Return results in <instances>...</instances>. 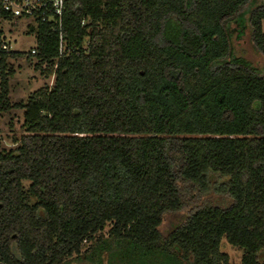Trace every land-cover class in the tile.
I'll use <instances>...</instances> for the list:
<instances>
[{
    "label": "trees",
    "instance_id": "trees-1",
    "mask_svg": "<svg viewBox=\"0 0 264 264\" xmlns=\"http://www.w3.org/2000/svg\"><path fill=\"white\" fill-rule=\"evenodd\" d=\"M231 21L264 57V0H70L64 54L49 23L28 25L34 55L0 47V113L24 110L16 147L0 138V261L90 262L116 245L229 264L224 239L241 264H264V69L234 54ZM22 56L53 83L12 103ZM196 190L224 200L163 235Z\"/></svg>",
    "mask_w": 264,
    "mask_h": 264
},
{
    "label": "rangeland",
    "instance_id": "rangeland-1",
    "mask_svg": "<svg viewBox=\"0 0 264 264\" xmlns=\"http://www.w3.org/2000/svg\"><path fill=\"white\" fill-rule=\"evenodd\" d=\"M250 5H245L241 8L239 13L244 14V19L248 14L245 12ZM247 21V19H246ZM28 21L16 19H2L0 20V29L3 30V39L10 44V50L22 53L29 52L30 49L35 48V33L29 32ZM240 29V28H239ZM262 29L264 31V21L262 22ZM230 30L232 51L236 56L243 57L248 60L254 67L259 70L264 69V57L260 54L251 41L249 28L240 29L238 32V25L235 21H231ZM239 34H241L239 36ZM37 59L34 56L26 58L25 56L9 59V63L14 69L13 76L9 79L10 84V100L12 103L25 101L27 96L44 84L49 86L53 83V77L48 76V71H43L45 66L37 67ZM23 109L13 108L8 112L0 113V138L2 140V148L10 150L16 147L19 137L24 134L22 127L23 123ZM28 181H23V186L27 187ZM193 194L188 198L186 207L178 212H167L163 215L162 223L159 227L163 235L167 234L171 229L177 226L185 216L189 213L190 209L208 200L213 203H222L224 197L219 193L210 192L201 193L200 191H192ZM110 224L106 226L101 233L107 236V230ZM98 236V235H97ZM91 241L85 243L82 247V252L90 250ZM106 252V257L101 249L100 257L97 254L92 255L90 262L80 261L78 259H71L66 264H172L170 260L160 257L152 260L151 257L139 254L136 250H127L124 247L112 245L109 246ZM221 250L228 256L229 264H241L242 250L236 246H232L224 239L221 242Z\"/></svg>",
    "mask_w": 264,
    "mask_h": 264
},
{
    "label": "built area",
    "instance_id": "built-area-1",
    "mask_svg": "<svg viewBox=\"0 0 264 264\" xmlns=\"http://www.w3.org/2000/svg\"><path fill=\"white\" fill-rule=\"evenodd\" d=\"M70 0H0V10L11 19L26 20L28 24L36 26L38 23H49L58 30L59 56L64 54L65 45L62 33L63 13ZM4 19L0 16V20ZM86 18L81 19L84 25ZM0 47L8 51L10 44L2 40ZM31 55L36 53L35 48L29 50ZM44 66V65H42ZM53 77V76H52Z\"/></svg>",
    "mask_w": 264,
    "mask_h": 264
},
{
    "label": "flooded vegetation",
    "instance_id": "flooded-vegetation-1",
    "mask_svg": "<svg viewBox=\"0 0 264 264\" xmlns=\"http://www.w3.org/2000/svg\"><path fill=\"white\" fill-rule=\"evenodd\" d=\"M0 264H6L5 262H3L2 260L0 261Z\"/></svg>",
    "mask_w": 264,
    "mask_h": 264
}]
</instances>
